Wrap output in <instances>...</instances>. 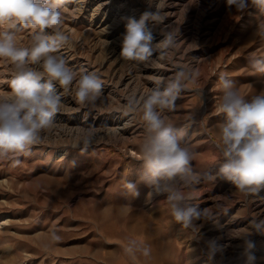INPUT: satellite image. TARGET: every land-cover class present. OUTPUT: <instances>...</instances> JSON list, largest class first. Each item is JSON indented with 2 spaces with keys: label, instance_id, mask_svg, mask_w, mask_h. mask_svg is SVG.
Listing matches in <instances>:
<instances>
[{
  "label": "rangeland",
  "instance_id": "obj_1",
  "mask_svg": "<svg viewBox=\"0 0 264 264\" xmlns=\"http://www.w3.org/2000/svg\"><path fill=\"white\" fill-rule=\"evenodd\" d=\"M187 1L175 0L174 14L164 8V25H152V32L160 33L161 40L166 25L179 28V46L161 60L170 66L171 76L188 63L200 73L197 83L189 84L177 99L176 110L167 115L176 129L184 131L195 153L193 170L214 176L223 162L215 127L224 119L216 111L222 95L219 75L227 74L246 98L264 90V75L254 73L249 65L250 54L264 56V40L253 35L264 13L251 5L237 12L226 0ZM72 3L63 9L62 25L72 43L60 50L68 52L70 66L80 69L85 59L98 69L102 84L113 85L123 65L105 59L109 45L92 21L91 11L76 18ZM131 4L140 15L145 11V0H131ZM30 38V30L17 33L19 46H26ZM5 63L0 60V97L10 93L7 70L2 71ZM139 81L140 88L150 89L146 79ZM105 93L100 99L102 114L106 118L112 111L125 115L127 104L118 100L119 94ZM120 93L131 95L132 90ZM60 112L72 119L71 111ZM134 115L127 133L119 138L105 135L106 127L115 125L104 122L105 128L95 133L85 151L73 147L83 135L78 134L66 154L42 141L31 147L30 154L18 157L19 165L0 160V222L4 221L0 224V264H243V240L237 236L250 220L264 218V189L242 193L229 181L202 179L186 193L217 221H199L200 232L194 236L172 219L165 196H150L152 189L138 183L144 127L140 113ZM125 181L137 183V196L127 193ZM52 232L61 239L54 241ZM130 239L150 245L151 259L139 253L136 260L129 257L124 247ZM250 239L255 245L254 264H264V234L254 232ZM210 240L228 246L213 260L206 254Z\"/></svg>",
  "mask_w": 264,
  "mask_h": 264
},
{
  "label": "clouds",
  "instance_id": "obj_2",
  "mask_svg": "<svg viewBox=\"0 0 264 264\" xmlns=\"http://www.w3.org/2000/svg\"><path fill=\"white\" fill-rule=\"evenodd\" d=\"M71 0H0V60L9 63L10 93L0 97V160H12L19 165V156L30 154L31 147L42 142V133L56 127L55 117L63 107L62 97L71 94L82 107L96 108L102 97L103 84L95 72L70 66L59 50L71 46V36L63 28V9ZM229 8L244 12L255 6L264 13V0H226ZM146 8L140 18L129 19L121 42L119 57L125 61L147 63L154 53L167 58L169 50L177 48L179 28L166 25L162 39L154 42L148 24L164 25L167 14L165 0H145ZM30 30L26 46L17 44V33ZM264 40V21L253 34ZM193 60H199L193 58ZM154 63V61H153ZM249 65L264 75V56L252 53ZM199 71L191 63L179 66L175 75L153 77L155 86L140 97L129 98L126 113H140L144 138L139 145L142 169L138 183L152 189L151 196L163 195L172 219L194 236L200 232L199 221L217 220L208 209L192 202L189 194L202 179H223L242 193H256L264 189V90L246 98L227 74L219 75L222 95L216 104L224 119L215 127L219 137L217 148L223 158L218 172L202 174L193 170L195 153L184 139L183 130L175 128L167 113L177 108L176 101L188 88L196 84ZM57 85L63 91H58ZM95 130L84 131L73 147L87 150L93 142ZM127 193L137 196V183L125 181ZM264 234V218H253L244 233L243 264H254L253 233ZM54 241L61 237L51 233ZM226 244L210 240L206 245L209 260L222 256ZM124 252L133 260L137 253L151 259L150 245L130 239Z\"/></svg>",
  "mask_w": 264,
  "mask_h": 264
},
{
  "label": "bare ground",
  "instance_id": "obj_3",
  "mask_svg": "<svg viewBox=\"0 0 264 264\" xmlns=\"http://www.w3.org/2000/svg\"><path fill=\"white\" fill-rule=\"evenodd\" d=\"M174 1L175 0H172L171 1L172 4H170L171 6H168L169 5L167 3L168 0H165L164 8L170 14L175 13L174 10H175L176 2ZM179 1L182 0H177V2ZM192 1L194 0H189L187 2H192ZM70 3H72L74 6L75 10L73 11L75 12H73L72 14L74 17L77 16L76 18L81 16L84 17V15H88V12L91 11L90 17H92V21L97 23L98 32L104 34L100 36L104 37L105 38L104 42L109 45L108 55H106L105 59L123 65L122 67L123 69L119 72L118 75L116 74L117 75L115 79L116 81L113 85L103 84V89H102L103 93L106 92L107 95H109V93L112 92L114 93L112 94L114 96L119 94L117 95L118 100L122 104L126 105L128 104L129 98L132 97L133 95H135L136 97H140L148 92V89L145 90L147 86L142 89L140 88L141 86L137 84L140 79H146L151 89L155 86L153 77L165 78L172 75V74L170 75V70H171L170 66L166 65V63L161 61L160 52L154 53L153 57L151 58V61L147 63H139V64H137L136 62L125 61L121 57H119V53L121 50V42L123 35L126 32V25L128 23V20L132 18L138 20L141 16L139 10L133 6L134 4L133 5L131 4V0H71ZM152 25H153L152 23L148 24V28L151 31H153ZM152 34L154 36V42H158L160 33L152 32ZM59 54L63 55L67 60H69V54L66 50H59ZM83 60L84 62H82L81 68H84L90 72H95L99 76L98 69L91 67L90 66L91 64H88L85 59ZM159 61L164 64L162 66H159L158 65ZM5 64L6 66L2 71L5 72V70H7L5 72L6 73L5 80L7 82H10L11 79L10 65L8 62ZM113 75L114 74H112V77ZM160 75H167V76H160ZM57 88L58 91L60 92L63 91L62 89L59 88L58 85ZM128 89L132 90L131 95L128 94L124 95L120 93L121 91ZM70 96L72 95L70 94ZM102 101L100 100V102H97V107L93 109V108L80 106L77 103V101L73 98V96L71 98L68 97L67 94L63 95L62 109L66 111H71L72 119L70 117H65L63 112L57 113L55 117L56 127H54L52 130L46 133H42V141H44L48 145L51 144L52 146H49L50 148H57V152H60L61 154H66L70 146H72L70 145V142H72L73 139L76 136H78V134H84V131L89 129H93L95 130V133H98L99 131L105 128L102 125L104 122L107 123V121L108 123L113 124L115 126L106 127L107 129L105 131V135L106 134L112 135L113 138L122 137L124 134L127 133L126 130L127 126L134 119L135 113L125 112L126 113L125 115H119L117 114V111H112L110 112V114L107 115L106 118L103 115L104 113L102 114V110H103ZM110 116L113 117L111 120H110ZM61 121H64V123L61 124ZM58 143L64 144L63 145L64 147L59 146ZM55 145L58 146L55 147ZM3 223L4 221L0 222V224Z\"/></svg>",
  "mask_w": 264,
  "mask_h": 264
}]
</instances>
